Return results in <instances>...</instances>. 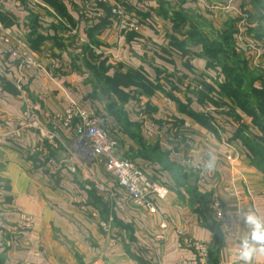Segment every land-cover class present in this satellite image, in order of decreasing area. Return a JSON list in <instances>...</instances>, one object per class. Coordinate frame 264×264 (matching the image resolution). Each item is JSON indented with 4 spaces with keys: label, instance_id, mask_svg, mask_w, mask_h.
I'll return each mask as SVG.
<instances>
[{
    "label": "crops",
    "instance_id": "obj_1",
    "mask_svg": "<svg viewBox=\"0 0 264 264\" xmlns=\"http://www.w3.org/2000/svg\"><path fill=\"white\" fill-rule=\"evenodd\" d=\"M115 2L135 30L119 29ZM224 83H264V0H0V264H173L195 259L186 237L207 264H239L240 212L264 217V167L236 136L259 131ZM69 105L101 115L116 151L167 187L156 212L70 157V128L51 121Z\"/></svg>",
    "mask_w": 264,
    "mask_h": 264
},
{
    "label": "built area",
    "instance_id": "obj_2",
    "mask_svg": "<svg viewBox=\"0 0 264 264\" xmlns=\"http://www.w3.org/2000/svg\"><path fill=\"white\" fill-rule=\"evenodd\" d=\"M111 12L117 19L120 30L129 32L138 27L137 18L127 14L119 3H113ZM153 18L156 19L155 16ZM23 61L26 66L36 64L34 58L27 52H23ZM51 121L61 127L70 128L73 137L72 149L69 152L70 157H75L82 166L93 163L101 165L116 185L124 191L131 205L151 213L156 212L154 199L165 198L168 194L167 187L151 179L142 167L116 151L117 138L113 132L105 127V121L101 115L89 107L69 105L63 110L53 113ZM186 163L190 164V161L187 160ZM192 167L201 175H205L207 171V168L199 162L192 164ZM91 180L97 191L101 192L105 189L101 179L92 176ZM126 198L120 199V208L125 206ZM209 207L214 218L233 235L216 196H211ZM19 219L24 225L32 222L30 215L22 214ZM160 226L164 228L165 224L161 223ZM179 234L183 236L184 233L179 231ZM183 243L191 249L195 259L191 261L181 260L173 264H207L208 246L206 244L190 240L187 237L183 239Z\"/></svg>",
    "mask_w": 264,
    "mask_h": 264
},
{
    "label": "trees",
    "instance_id": "obj_3",
    "mask_svg": "<svg viewBox=\"0 0 264 264\" xmlns=\"http://www.w3.org/2000/svg\"><path fill=\"white\" fill-rule=\"evenodd\" d=\"M94 31V29H90ZM220 42H213V46L218 52L225 48L231 49L229 34H225L222 38L218 39ZM224 58H227L223 55ZM234 64V62H232ZM128 80L136 83V74H127ZM219 93L222 96L229 97L236 101L237 105L252 116V124L257 128L259 134L253 137H247L236 133L242 144L247 148L248 153L251 156L252 162L256 166L263 165L264 167V83H261L260 87H253L252 83H224L219 85ZM112 113V111L110 110ZM116 113V112H114ZM117 115L120 117L119 113ZM210 251L208 250V259Z\"/></svg>",
    "mask_w": 264,
    "mask_h": 264
},
{
    "label": "clouds",
    "instance_id": "obj_4",
    "mask_svg": "<svg viewBox=\"0 0 264 264\" xmlns=\"http://www.w3.org/2000/svg\"><path fill=\"white\" fill-rule=\"evenodd\" d=\"M247 235L239 241L237 259L239 264H260L264 259V217L254 211H241Z\"/></svg>",
    "mask_w": 264,
    "mask_h": 264
}]
</instances>
